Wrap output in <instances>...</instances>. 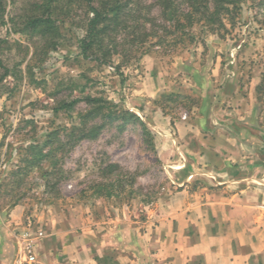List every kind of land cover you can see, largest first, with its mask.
<instances>
[{"label": "rangeland", "instance_id": "rangeland-1", "mask_svg": "<svg viewBox=\"0 0 264 264\" xmlns=\"http://www.w3.org/2000/svg\"><path fill=\"white\" fill-rule=\"evenodd\" d=\"M31 1L0 0V200L22 205L27 218L51 205L83 206L99 220L119 216L142 225L150 211L186 185L193 168L187 164L178 170L161 161L159 136L132 110L130 100L146 67L162 70L172 81L167 92L153 100L144 98L151 110L165 115L158 101L173 120L194 117L191 112H197L201 98L232 78L230 88L245 98L255 95L248 120L264 127V0H242L215 31L193 28L188 45L168 52L146 44L147 54L130 60L113 56L104 64L78 55L77 42L84 36V13L78 5L68 7L69 12L66 6L52 11L47 32L44 27H25L23 17L30 14ZM136 1L153 5L150 16L160 24L157 0ZM86 97L101 100L103 115L84 116L92 110ZM242 105L241 98L225 104L237 110L236 122L247 118ZM122 110L147 126L148 142L138 124L103 117L108 112L116 117ZM109 164L133 174L132 193L79 197Z\"/></svg>", "mask_w": 264, "mask_h": 264}, {"label": "crops", "instance_id": "crops-1", "mask_svg": "<svg viewBox=\"0 0 264 264\" xmlns=\"http://www.w3.org/2000/svg\"><path fill=\"white\" fill-rule=\"evenodd\" d=\"M143 75L132 110L159 136L161 161L193 168L186 185L142 225L119 216L99 220L83 206L45 207L31 217L32 233L41 234L37 264H264V127L248 120L255 95L245 98L225 79L201 98L194 117L176 121L144 101L167 92L172 81L158 68L146 67ZM234 98L243 101L247 118L240 122L237 110L225 106ZM27 219L22 205L0 200V264L24 258Z\"/></svg>", "mask_w": 264, "mask_h": 264}, {"label": "trees", "instance_id": "trees-1", "mask_svg": "<svg viewBox=\"0 0 264 264\" xmlns=\"http://www.w3.org/2000/svg\"><path fill=\"white\" fill-rule=\"evenodd\" d=\"M241 1L157 0L160 24H156L155 18L150 16L153 5L145 6L136 0H32L28 4L30 14H25L23 18L26 28L49 29L52 24L50 19L52 11H56L59 6L61 8L66 6V11L69 12L68 7L78 5L84 13V36L77 42L78 55L83 60H94L104 64L110 62L113 56L130 60L147 54L146 44H149V47H163L162 49H167L168 52L172 47L188 45L194 39L191 35L193 28L215 31L214 29L223 27V18L238 10ZM47 45L46 48L50 47ZM6 74L7 71L4 75ZM259 90L260 85L256 87V92ZM84 101L92 108L91 112L88 111L84 115L87 118L101 114L105 108L104 105H100V99L86 97ZM76 102L78 100L72 103ZM156 103L165 115H170L160 107L158 101ZM113 115H115L113 112H108L103 117L138 124L145 141L148 142L151 138L147 126L137 115L123 110L118 112L116 117ZM96 130L97 127L92 128L93 132ZM82 137H88V134ZM101 174L100 180L91 182L86 192L81 191L79 197L83 198L85 193H89V196L98 198H114L122 192L129 195L132 193L133 174L121 170L114 164L107 165ZM125 187L128 189L125 190Z\"/></svg>", "mask_w": 264, "mask_h": 264}, {"label": "built area", "instance_id": "built-area-1", "mask_svg": "<svg viewBox=\"0 0 264 264\" xmlns=\"http://www.w3.org/2000/svg\"><path fill=\"white\" fill-rule=\"evenodd\" d=\"M182 119H185V116L182 117ZM32 220L30 218L27 219L26 227L22 231L20 235L21 240V251L24 255L23 259L18 260L14 264H37L35 253H34V247H35V238L36 236H40L41 234L38 233L34 235L32 233Z\"/></svg>", "mask_w": 264, "mask_h": 264}]
</instances>
